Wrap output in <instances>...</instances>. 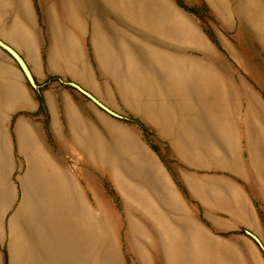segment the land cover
I'll list each match as a JSON object with an SVG mask.
<instances>
[{"label": "rangeland", "instance_id": "obj_1", "mask_svg": "<svg viewBox=\"0 0 264 264\" xmlns=\"http://www.w3.org/2000/svg\"><path fill=\"white\" fill-rule=\"evenodd\" d=\"M247 1L147 0L149 6L142 8L135 0V24L152 26L143 29L107 11L80 10L70 0H0V41L23 59L31 79L1 45L0 51L21 70L37 101V107L17 111L10 124H0V264H24L17 255V236L25 247L26 264H82L84 258L78 224L63 227V213L46 195L39 198L42 204L34 216L29 178L31 233L22 230L14 237L23 182L33 163L38 168L56 165L64 181L82 192L87 208L100 203L103 230L101 244L95 247L100 264H171L165 251L154 245L158 215L166 205L149 197L146 187L129 173L128 167L136 166L147 168L161 185L172 188L187 215L215 244H229L241 264H264V204L245 178L225 168L221 154L193 156L175 147L172 138L143 115L139 99L131 96L124 79L130 46L149 54L160 51L167 60L180 59L202 68L216 61L229 74L241 107L253 101L264 105V0H256L263 7L261 13L248 7ZM105 19L118 29L115 47L122 58L121 76L95 55ZM40 46L43 67L35 73L24 56L35 67ZM214 97L209 95L217 101ZM5 111L0 107V117ZM19 117L34 123L19 120L15 129ZM29 130L35 141L32 148L25 140ZM125 137L129 150L123 155L120 143ZM236 141L243 148V140ZM76 143L83 146V154L73 148ZM116 145L121 161L114 163L110 157ZM212 181L227 182L242 193L259 230L223 211L213 197L220 191L206 190ZM58 191L68 196L67 191ZM93 226L92 217L85 221L87 235ZM92 247L91 243L88 249ZM90 256L85 264H94L93 252Z\"/></svg>", "mask_w": 264, "mask_h": 264}, {"label": "crops", "instance_id": "obj_2", "mask_svg": "<svg viewBox=\"0 0 264 264\" xmlns=\"http://www.w3.org/2000/svg\"><path fill=\"white\" fill-rule=\"evenodd\" d=\"M91 1L87 4L86 0H70L80 10L87 9L97 14L107 11L117 18L129 21L132 25H138L134 21L135 0ZM138 1L142 8L145 5V8L149 6L147 0L146 2ZM256 2V0H248L246 5L250 8L253 6L255 12L261 13L264 6L262 7L260 3ZM104 22L102 23L104 31L100 32L95 55L101 62L110 64L116 74L121 76L124 72L122 58L115 47L119 39L115 36L118 34V29L107 19ZM34 23L38 28L35 17ZM171 25L176 29V22H172ZM138 26L143 29L152 27H149L147 23L145 26ZM162 28L164 27L161 26ZM126 41V43L129 42ZM41 47L37 50L35 67L23 54L35 73L43 67ZM124 59L129 68L124 77L127 80L126 85L130 88L131 96H136L139 99L143 115L148 117L157 126V129L169 135L178 149L186 153L189 152L193 156L208 158L214 157L217 153L221 154L224 167L245 178L249 190L264 204V105L253 101L241 107L242 102L234 97V86L229 74L217 67L218 62L216 61L210 63V67L202 68L196 64L188 65L180 59L167 60L160 51L149 54L137 48L132 49L131 46L126 51ZM150 60H152V65ZM1 87L5 89L0 91V107L6 111L0 117V124L4 126L10 124L17 111L31 110L37 107V101L27 86L23 73L5 53L0 51ZM209 95L215 96L217 101L210 100ZM21 96L25 97L24 101L21 100ZM27 119L32 121L29 117L16 119L15 129L19 120ZM35 124L37 123L35 122ZM26 136L25 140L26 143L28 142L29 148L35 147L34 136L30 130L27 131ZM237 138L243 140V148L237 144ZM128 143L129 139L126 137L120 143L123 155L129 150ZM73 148L77 152L81 149L83 154L81 144L76 143L75 146L73 144ZM118 151L117 146L110 157L114 163L121 161ZM33 169L37 170L36 174L32 173ZM128 171L146 187L149 197L166 205L162 210L160 209L158 215L157 226L160 229L154 245L159 250L165 251L171 264H241L239 257L235 255L229 244H215L207 231L195 223L190 215H187L172 188L161 185L157 176L151 174L145 167H128ZM28 178L30 179V195L34 184L36 186L37 183H43L47 190L50 189L52 192L67 191L69 199L75 206V211L62 217V226L78 224L80 237L83 240L84 258L82 264L86 263L92 252L94 264H100V261L96 262L97 249L95 248L101 244L103 230L100 203L99 206L95 203V206L87 208L79 188L64 181L61 171L53 163H46L41 168H38L34 163L30 165L28 175L23 182V197L17 211L19 222L14 224V237L22 230L29 235L31 233L32 216L27 207L29 199L26 191ZM205 187L208 193L220 191V197L217 194L213 197L218 199L223 211L253 229L259 230L245 197H242V193L235 187L227 182L219 181H212ZM93 189L97 191L95 185ZM208 193L207 195L210 197L207 198L213 199L212 192ZM146 197L144 198L146 199ZM91 217L94 226L90 230L91 235L89 236L85 233L83 225ZM189 239L192 240L191 245ZM91 243L93 247L89 250L88 247H91ZM31 246L37 251L32 245V241Z\"/></svg>", "mask_w": 264, "mask_h": 264}, {"label": "bare ground", "instance_id": "obj_3", "mask_svg": "<svg viewBox=\"0 0 264 264\" xmlns=\"http://www.w3.org/2000/svg\"><path fill=\"white\" fill-rule=\"evenodd\" d=\"M91 0H86V3H91ZM172 9V8H171ZM151 19V18H150ZM34 171H32L33 174H36L37 170L33 169ZM43 182L45 183V181L43 180ZM43 195H46L49 199L50 203H54V205H56L57 210L63 213V216H68V213H71L72 207H74V204L71 202V200L69 199V197L67 196H62L58 190L52 192L49 190H47L46 186L43 185V183H37L35 186V190L34 192L31 193L30 197L33 198V210H34V216H36L39 213L40 210V206L42 204V201H39V198ZM75 208V207H74ZM35 219L37 220V218L35 217ZM39 223L38 221H36V224ZM16 246H17V255L19 257V259L21 261H23L24 264H26V259H25V247L21 242V239L19 238V236L16 237Z\"/></svg>", "mask_w": 264, "mask_h": 264}, {"label": "water", "instance_id": "obj_4", "mask_svg": "<svg viewBox=\"0 0 264 264\" xmlns=\"http://www.w3.org/2000/svg\"><path fill=\"white\" fill-rule=\"evenodd\" d=\"M0 45L5 48L8 52H10L14 58L17 60L18 64L20 65V68L22 69V71L24 72V74L31 79V75L30 72L25 64V62L23 61V59L13 50L11 49L9 46L3 44L0 41ZM78 87V86H77ZM82 92L86 93L94 102H96L99 106H101L102 108H104L105 110H108L106 107H104L97 99H95L94 97H92L89 93L83 91L80 87H78ZM252 237L258 242L257 238L252 235Z\"/></svg>", "mask_w": 264, "mask_h": 264}]
</instances>
